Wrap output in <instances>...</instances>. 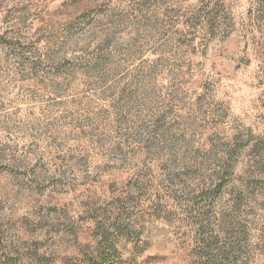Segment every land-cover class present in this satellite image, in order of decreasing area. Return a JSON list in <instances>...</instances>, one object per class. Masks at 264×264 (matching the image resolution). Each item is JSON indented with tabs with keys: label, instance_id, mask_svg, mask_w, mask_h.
<instances>
[{
	"label": "rangeland",
	"instance_id": "1",
	"mask_svg": "<svg viewBox=\"0 0 264 264\" xmlns=\"http://www.w3.org/2000/svg\"><path fill=\"white\" fill-rule=\"evenodd\" d=\"M202 239L264 264V0H0L1 247L199 264Z\"/></svg>",
	"mask_w": 264,
	"mask_h": 264
},
{
	"label": "trees",
	"instance_id": "2",
	"mask_svg": "<svg viewBox=\"0 0 264 264\" xmlns=\"http://www.w3.org/2000/svg\"><path fill=\"white\" fill-rule=\"evenodd\" d=\"M14 255L6 252V247L2 248L0 245V264H21ZM197 255L199 261L202 260L199 264H237L236 259H232L223 247H216L215 241L204 242L202 239Z\"/></svg>",
	"mask_w": 264,
	"mask_h": 264
}]
</instances>
